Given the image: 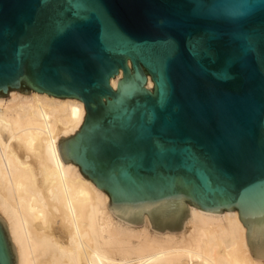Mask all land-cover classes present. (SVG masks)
I'll use <instances>...</instances> for the list:
<instances>
[{"label":"water","instance_id":"1","mask_svg":"<svg viewBox=\"0 0 264 264\" xmlns=\"http://www.w3.org/2000/svg\"><path fill=\"white\" fill-rule=\"evenodd\" d=\"M10 90L84 102L59 150L120 219L237 210L264 259V0H0ZM0 264H18L1 216Z\"/></svg>","mask_w":264,"mask_h":264},{"label":"bare ground","instance_id":"2","mask_svg":"<svg viewBox=\"0 0 264 264\" xmlns=\"http://www.w3.org/2000/svg\"><path fill=\"white\" fill-rule=\"evenodd\" d=\"M121 77L111 80L114 88ZM84 117L77 98L33 90L0 98V216L18 264H264L251 254L237 210L188 205L190 217L176 232L152 228L145 212L141 225L117 217L109 195L59 150Z\"/></svg>","mask_w":264,"mask_h":264},{"label":"rangeland","instance_id":"3","mask_svg":"<svg viewBox=\"0 0 264 264\" xmlns=\"http://www.w3.org/2000/svg\"><path fill=\"white\" fill-rule=\"evenodd\" d=\"M188 205H189V204H187V208H188ZM165 230H169V229H168V228H165ZM165 230H164V231H165ZM169 231H171V230H169ZM173 232H176V231H173Z\"/></svg>","mask_w":264,"mask_h":264}]
</instances>
